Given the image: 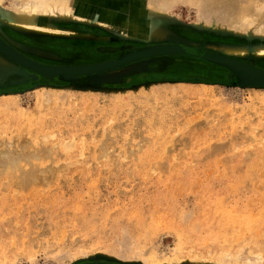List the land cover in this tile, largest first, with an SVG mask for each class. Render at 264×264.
<instances>
[{
    "label": "rangeland",
    "instance_id": "obj_1",
    "mask_svg": "<svg viewBox=\"0 0 264 264\" xmlns=\"http://www.w3.org/2000/svg\"><path fill=\"white\" fill-rule=\"evenodd\" d=\"M108 1L123 2L90 3ZM124 1L148 25L200 41L199 52L208 42H245L195 28L228 27L245 6L246 32L264 31V0H167L163 16L149 14V0ZM79 24L92 35L12 34L58 55H36L50 62L141 44L92 22L64 25L80 32ZM172 61L186 65L171 69ZM161 62L113 80L0 73L1 264H202L224 246L264 255V87L189 55Z\"/></svg>",
    "mask_w": 264,
    "mask_h": 264
},
{
    "label": "bare ground",
    "instance_id": "obj_2",
    "mask_svg": "<svg viewBox=\"0 0 264 264\" xmlns=\"http://www.w3.org/2000/svg\"><path fill=\"white\" fill-rule=\"evenodd\" d=\"M2 2L3 0H0V73L3 74V77L11 76L22 81L43 77L47 82L52 78L78 80L83 77H103L104 80H113L122 78L125 73L131 71V67L146 65L147 62L149 64L156 62L159 65L167 57L185 55L154 54L153 56V53L181 48L190 53H199L200 41L190 40L185 34L175 29L162 26L160 28L154 24L148 25V22L142 20L140 16L137 18V14L127 11L128 6L124 0L123 2L117 1L116 5L110 4L108 1L109 3H104V7L100 4H91L90 0H11L12 3L7 8L2 6ZM148 2L151 15L165 14L171 6V4L168 5L167 0H149ZM88 5L95 9L96 13L87 9ZM247 10L248 6L239 10L228 27L224 28L220 23L210 21L197 23L195 28L208 32L227 31L247 38L245 42L215 41L206 43L205 49L210 52L207 54L212 59L208 62L228 68L231 76L239 74L241 78L254 79L264 83V66L261 64L264 62V41L254 42L251 39L254 36L264 38V31L259 28L260 31L246 32L247 26L252 23L246 13ZM70 20L86 24L92 22L95 23L94 25H100L111 31H119L126 40L137 41L141 44L125 47L116 56L104 59L84 62H50L38 58V56L57 58L58 55L37 47H28L19 41L18 36L12 34V32L33 31L57 38L92 35L82 31L86 28L83 24L76 25L80 32L73 27L64 25ZM185 65L180 61H172L168 62L167 66L175 69ZM159 66L162 67V65ZM216 253L217 259H214L216 261L203 262L202 264H257L264 260V255L261 252L247 251L245 247L228 248V246H224L219 248ZM100 259H96L95 262L113 263V261H106V259H101V261Z\"/></svg>",
    "mask_w": 264,
    "mask_h": 264
},
{
    "label": "water",
    "instance_id": "obj_3",
    "mask_svg": "<svg viewBox=\"0 0 264 264\" xmlns=\"http://www.w3.org/2000/svg\"><path fill=\"white\" fill-rule=\"evenodd\" d=\"M207 53H210L207 49H203L202 52H199V53H197V52L196 53L195 52L190 53L186 49H184V48L182 49L181 48V49L166 50V51H163V52H160V53H153V56H154V54H158V55H163V54H185V55L193 56V57H196V58H201V59H204L206 61L212 60L211 58L208 57ZM218 63H219V61H218ZM234 71H236V70H234ZM236 72L239 73L238 71H236ZM233 76H235L237 82L240 85L264 86V83H261V81H255L254 79L250 80V79H247V78H241V76L239 74L238 75L234 74ZM178 79H182V77H179ZM195 80H198V78H195ZM95 261H97V260H93V261H89L88 260V261H84V262H81V263H78V264H121V263L116 262V261H113V263H108V262L98 263V262H95ZM106 261H108V260H106ZM109 261H111V260H109Z\"/></svg>",
    "mask_w": 264,
    "mask_h": 264
}]
</instances>
